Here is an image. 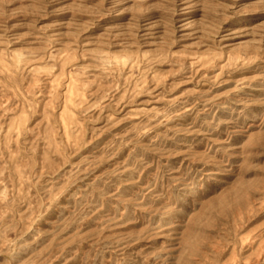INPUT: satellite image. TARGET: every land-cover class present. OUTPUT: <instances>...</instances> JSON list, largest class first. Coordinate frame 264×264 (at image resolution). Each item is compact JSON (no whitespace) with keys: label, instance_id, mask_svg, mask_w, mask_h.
<instances>
[{"label":"rangeland","instance_id":"obj_1","mask_svg":"<svg viewBox=\"0 0 264 264\" xmlns=\"http://www.w3.org/2000/svg\"><path fill=\"white\" fill-rule=\"evenodd\" d=\"M0 264H264V0H0Z\"/></svg>","mask_w":264,"mask_h":264}]
</instances>
